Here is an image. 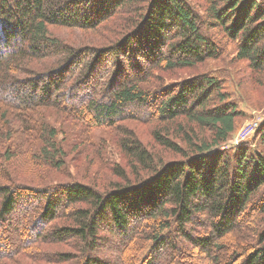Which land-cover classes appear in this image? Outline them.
Returning a JSON list of instances; mask_svg holds the SVG:
<instances>
[{
  "label": "trees",
  "instance_id": "16d2710c",
  "mask_svg": "<svg viewBox=\"0 0 264 264\" xmlns=\"http://www.w3.org/2000/svg\"><path fill=\"white\" fill-rule=\"evenodd\" d=\"M203 3L0 0V264H264V123L221 150L245 116L227 87L162 75L219 60L222 41L264 75V0ZM48 111L118 130L127 167L67 175L78 138ZM129 122H156L152 144Z\"/></svg>",
  "mask_w": 264,
  "mask_h": 264
},
{
  "label": "rangeland",
  "instance_id": "374dc122",
  "mask_svg": "<svg viewBox=\"0 0 264 264\" xmlns=\"http://www.w3.org/2000/svg\"><path fill=\"white\" fill-rule=\"evenodd\" d=\"M188 1L194 7H197L199 12H203L202 6H204V0ZM50 32L56 38H60L68 44H97L103 41L98 34L88 32L60 28H52ZM213 33L216 35L215 38L222 40L219 31L215 30ZM221 43L224 54L219 60L207 61L203 65L191 70H178L175 73L162 75L165 76L166 83H173L207 74L217 78L227 87L231 97L238 102L240 111L245 116L238 119L237 130L231 136L228 143L220 147L221 150H226L243 143L251 142L264 123V75L253 73L247 62L237 61L234 45H227L223 41ZM45 118L50 124L56 123L58 127L62 125L60 127L61 131L57 130L59 140H63L66 136L78 138L75 144L69 148L72 160H68L67 175L71 174L74 178H81L80 180L84 176L93 179L104 176L103 178L106 179V177H112L108 170H112L114 166L127 167L128 160L124 157L118 146L120 139L118 130L99 128L87 130L81 125L77 126L63 114L55 111L46 112ZM127 125L135 131L138 139L145 145L152 144V133L155 126L158 125L156 122H129ZM247 131H249L250 135L245 137L244 135L247 134ZM71 138H68V141L64 142V144L69 143V139ZM99 149H104V156H101L100 160H97L96 155L98 156ZM166 156L168 159L171 158L169 154H166ZM65 177L61 176L60 180H66ZM21 260L22 263L19 264H34L27 258Z\"/></svg>",
  "mask_w": 264,
  "mask_h": 264
},
{
  "label": "built area",
  "instance_id": "2783aa9c",
  "mask_svg": "<svg viewBox=\"0 0 264 264\" xmlns=\"http://www.w3.org/2000/svg\"><path fill=\"white\" fill-rule=\"evenodd\" d=\"M248 135H250V134H249V131H247V134H245L244 136L246 137V136H248Z\"/></svg>",
  "mask_w": 264,
  "mask_h": 264
}]
</instances>
